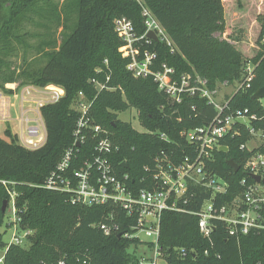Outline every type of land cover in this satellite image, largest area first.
<instances>
[{
    "label": "trees",
    "instance_id": "1",
    "mask_svg": "<svg viewBox=\"0 0 264 264\" xmlns=\"http://www.w3.org/2000/svg\"><path fill=\"white\" fill-rule=\"evenodd\" d=\"M143 1L176 49L172 53L164 42H142L143 49L156 53L153 70L165 63L178 75L198 74L213 88L219 82L233 84L240 80L247 62L257 64L250 87L238 90L228 99L231 109L248 108L255 113L257 118L251 126L264 132V107L260 100L251 97L264 86V46L260 44L264 37V12L256 18L257 51L253 57L246 58L233 43L218 35H223L226 28L223 0ZM40 4L42 18L48 19L47 9L55 12L49 0H0V88L20 80L22 84L57 85L65 92L59 101L41 108L46 128L44 145L26 149L17 143L9 129L5 135L10 140L0 137V180L17 182L15 206L21 218L20 226L33 230L27 247L14 244L7 247L2 264H56L58 260L65 264H83L86 259L88 264H138L136 249L142 242L123 235L133 232L134 216L113 203L72 204L67 193L29 184H41L65 150L72 146L79 117L72 104L80 91L87 100H92L90 116L108 130L117 146L109 156L113 166L119 173L129 175L135 189L150 185L148 179L154 159L162 151L173 163L189 153V143L181 132L209 124L216 111L199 96H184L180 103L172 102L151 76L135 78L126 69L127 59L119 51L122 42L114 32L113 20L125 16L132 21L137 34H143L141 8L134 0H63V16L57 11L55 19L67 34L57 47L46 53L47 60L42 67L10 73L8 57L16 52L18 43L24 42L21 28L31 20L29 13H36ZM104 59L108 61V68L103 65ZM98 68L101 70L96 71ZM107 74L106 85L114 89L98 91L89 82L93 77L105 82ZM129 108L137 111L144 131L118 118L119 112ZM156 131L163 133L167 140L149 133ZM249 139L246 125L235 123L233 132L220 139L227 150L216 149L213 160L207 164L228 185L226 194L218 197L220 201L235 197L242 190V179L253 182L244 166L256 151L264 152V146L241 149ZM95 142L87 134L75 149L71 168H78L93 157ZM230 159L240 167L237 172L227 164ZM146 166L150 171L144 169ZM190 193L185 204L177 202L184 211L166 210L161 215L158 251L167 264H256L264 256V230L236 239L228 236L223 224L216 221L210 236L212 242L202 236L198 217L189 212L199 210L210 190L194 185L190 186ZM5 200H9V194L0 183V226L7 209L6 206L1 211ZM102 221L117 224L118 231L105 235L95 226ZM0 246L6 248L1 235Z\"/></svg>",
    "mask_w": 264,
    "mask_h": 264
},
{
    "label": "built area",
    "instance_id": "2",
    "mask_svg": "<svg viewBox=\"0 0 264 264\" xmlns=\"http://www.w3.org/2000/svg\"><path fill=\"white\" fill-rule=\"evenodd\" d=\"M134 1L141 8L145 26L143 34L138 35L132 21L125 16L113 20L114 32L122 42L119 51L122 57L127 59L126 69L135 78L151 76L158 89L164 92L172 102L180 103L184 96L205 98L216 111L214 118L207 125L182 131L181 135L189 143V153L184 154L177 163H173L162 151L154 159V167L151 168L152 173L148 179L150 185L135 189L129 182V175L119 173L113 166L109 156L117 149V146L111 141L108 130L95 123L90 116L92 100H87L80 91L72 104V107L79 112L72 146L65 150L56 167L41 184L29 185L67 193L72 204L91 206L113 203L119 205L127 215L136 218L135 225L131 227L133 232L123 233V235L136 237L142 242L141 245L147 246V242L153 248V255L139 256L138 264H167L158 251L161 215L166 210L184 211L177 202L181 201L182 204L187 202L188 197L192 195L189 194L190 186L199 185L210 190L209 197L203 200L199 210L189 212L198 217L199 231L210 242H212L210 236L215 229L216 221L223 224L228 236L236 239L249 232L264 230L262 215L264 184L255 180L248 183L242 179V190L232 199L220 201L218 197L226 194L228 185L223 178L212 173L207 167L208 162L214 158L215 150L222 146L220 139L233 132L234 124L237 122L245 124L250 135V139L240 146L241 149L253 150L264 146V132L251 126L252 121L257 118L256 114L250 112L248 108L231 109L228 99L238 90L250 87L257 64L247 62L243 67L240 80L233 84L227 81L219 82L213 88L207 86L206 80L198 74L187 72L178 75L173 67L165 63L161 64L159 69L153 70L156 53L142 48V42L149 44L154 41L147 36L149 31L154 33L157 42H164L172 53L176 49L165 29L155 19L144 1ZM260 44L264 46V37L261 38ZM103 65L108 68L107 59L103 60ZM99 70L101 69H96V71ZM108 80L109 74L106 75L105 82H100L95 77L89 82L98 91L104 88L114 89L106 85ZM219 85L223 88L233 86V93L225 95L219 92ZM7 89L10 90L6 92L0 90V137L10 140L5 135V131L9 129L20 146L30 150L41 147L46 141V128L41 108L59 101L64 96V89L53 84L37 86L17 83H10ZM219 96L222 98L220 103ZM8 97L16 100L14 106ZM261 103L264 107V103L262 101ZM10 107L15 108L12 114L8 111ZM2 123H4L3 126ZM149 133L158 134L161 139L167 140L163 133L157 131ZM87 134H91L96 139L93 157L84 161L78 168H71L75 149L85 140ZM244 168L250 176L259 175L264 178V152L256 151L252 154ZM144 169L150 171L147 166ZM0 183L9 194L6 212L12 217L8 223L12 233L4 250L12 244L25 247L30 242L29 237L33 235V230L20 226L21 218L15 206L17 182L0 180ZM95 226L99 227L105 235L118 231V225L113 222L102 221ZM140 234L148 240L141 238ZM207 253L206 250L205 254ZM3 258L4 256L0 257V264ZM56 264H65V262L58 260ZM83 264H88L87 259L83 261ZM256 264H264V256Z\"/></svg>",
    "mask_w": 264,
    "mask_h": 264
},
{
    "label": "rangeland",
    "instance_id": "3",
    "mask_svg": "<svg viewBox=\"0 0 264 264\" xmlns=\"http://www.w3.org/2000/svg\"><path fill=\"white\" fill-rule=\"evenodd\" d=\"M54 7V11H49L48 19L42 18V6H38L36 13L31 12L29 16L31 20L21 28V34H24L23 43L16 45V52L8 57L9 72L19 73L24 68H40L47 60L46 53L51 49H54L59 45L62 38L67 34V31L62 30L58 20L55 19V13H61V4L63 0H49ZM68 6V4H65ZM224 16L226 22V28L223 35L219 37H225L228 41L233 43L242 55L246 58H251L257 51L256 38L258 35V23L256 18L259 14L264 12V0H223ZM41 20V21H40ZM24 32V33H23ZM26 32V33H25ZM10 83L22 84L20 80H16ZM5 83L1 91L6 92L7 85ZM219 92L229 95L233 93V86L218 87ZM5 98L7 96H4ZM9 98V97H8ZM13 106L15 105V99L9 98ZM8 101V100H7ZM222 101V98L218 97V102ZM264 103V98L261 99ZM220 103V102H219ZM13 107L9 108V113H13ZM118 118L129 122L131 126L138 130L144 131L140 125L137 111L134 108H129L125 111L118 113ZM14 124V123H12ZM4 123H2V126ZM11 214L4 212L3 221L0 226L1 241L7 244L10 241L12 229L8 227V223L11 219ZM141 238L148 240L143 234H140ZM147 246H138L136 254L152 256L153 248L146 242ZM29 244L25 245L27 247ZM141 245V244H140ZM5 246H0V257L4 256ZM131 251V248L129 249Z\"/></svg>",
    "mask_w": 264,
    "mask_h": 264
},
{
    "label": "water",
    "instance_id": "4",
    "mask_svg": "<svg viewBox=\"0 0 264 264\" xmlns=\"http://www.w3.org/2000/svg\"><path fill=\"white\" fill-rule=\"evenodd\" d=\"M147 36L150 37L151 39H153L154 41L157 40L156 36L154 35V33L152 31H149L147 33ZM252 99H257V100H261L264 98V86L257 89L253 95L251 96ZM220 149L223 150V151H226L227 148L225 146H220ZM227 164L233 169L234 172H237L239 170V166L233 161V160H228L227 161ZM252 178L253 180H255L256 182H261L264 184V178H261L259 175H252ZM7 206V201L5 200L3 202V205H2V208H1V211L4 212L5 211V208ZM122 233H118V236H121Z\"/></svg>",
    "mask_w": 264,
    "mask_h": 264
},
{
    "label": "crops",
    "instance_id": "5",
    "mask_svg": "<svg viewBox=\"0 0 264 264\" xmlns=\"http://www.w3.org/2000/svg\"><path fill=\"white\" fill-rule=\"evenodd\" d=\"M139 246L141 247V246H143V245H139ZM136 251H137V249H136ZM139 256H141V255H138V257H139Z\"/></svg>",
    "mask_w": 264,
    "mask_h": 264
}]
</instances>
